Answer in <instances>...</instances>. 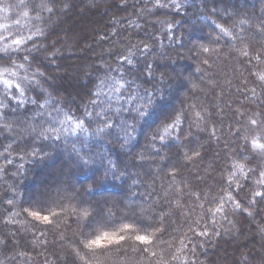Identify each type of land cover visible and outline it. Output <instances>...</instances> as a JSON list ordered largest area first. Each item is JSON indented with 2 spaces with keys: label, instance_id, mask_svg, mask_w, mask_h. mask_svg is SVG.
<instances>
[{
  "label": "trees",
  "instance_id": "trees-1",
  "mask_svg": "<svg viewBox=\"0 0 264 264\" xmlns=\"http://www.w3.org/2000/svg\"><path fill=\"white\" fill-rule=\"evenodd\" d=\"M19 1L0 0V35L10 36L9 42L11 38L22 40L19 48L16 45L12 47L21 57L29 56L27 61L15 60L16 64H23L24 68L11 69L17 73L16 77L11 78L13 83L27 76L36 81L39 87L27 91L25 98L17 94L12 97V102H9L4 98V89L0 85V100H3L5 105L0 107V124L5 119V113L9 122H12L13 118L16 121L11 128L5 130L7 134L0 131V201H3L0 204V224L12 230L13 241L19 249V252H13L12 239L3 240L0 262L15 264L17 260L14 258H24L26 261L22 260L23 264H69V258L65 256L61 243L64 241L60 238L65 228L62 224L58 225L56 217L50 216L51 225H44L36 221L28 224L22 215H17L20 201L22 205L46 207L54 198L68 205L71 193L66 191V187L70 186V182L65 178L61 183L55 179L62 171L54 164L60 161L64 154L68 161L74 164L69 176L74 177L76 187L93 183V192H100L101 189L104 192L102 196L91 198L97 205L107 203L117 207L122 204L124 209L137 210L144 222L160 226L162 234L157 233L154 239H161V247H167L164 241H173L174 238L178 246L177 238H183L184 232H188L189 224L200 218L204 211L199 205L204 204L205 208L212 206L210 201L213 196L219 200L223 195L220 187L222 177L232 179L230 194L234 200L225 203L228 219L235 224L237 221L238 225L243 227L246 218L241 219L238 214H233L232 208L235 195L240 193L237 182L245 184L246 176L255 181L256 177L252 175L250 168H255L257 164L264 168V160L257 157L255 162L249 164L251 156L249 152L244 151L247 141H241L237 133L230 130V125L235 121L236 106L240 97L246 101L245 105H249V102L254 105V119L264 120V81L261 80V77H264V24L261 27L259 25V12L262 5L264 6V0H247L242 4H238L240 0H234L232 14L226 10L229 0H130V3H126L129 0H91L93 11L100 8L102 10L103 6L109 12L115 13L110 17L108 32L111 33L109 36L114 35L121 40L111 49L100 48L98 53L92 54L90 58L80 57L79 66L88 65L84 68L87 71L84 80L86 85H90V94L81 96L83 88L81 90L75 86L72 94L75 105L69 103L65 96L66 86L48 81L50 72L57 66H52L53 63H49L45 58L46 55L54 58L53 53L42 52L46 49L45 45L60 32L57 29L69 23V14H72L79 2H73V5L76 3L75 7L69 8V5L65 8L69 10L63 15L60 24L50 29L47 27V21L41 18L39 10L33 11L30 6L33 0H23L20 5ZM142 8H150V11L144 16H138L135 10H143ZM126 10V14H117ZM50 15L52 14L46 11V16ZM178 17L181 21L177 20ZM151 19L160 22L162 28L155 26ZM189 21L194 24H189ZM114 22L120 26L119 29L112 26ZM215 25H220L228 35H224ZM104 26L106 22L97 21L91 23V29L86 28L85 32H101L98 35V43L106 45L105 42L109 39L102 33ZM77 34L80 39L86 38V33ZM29 36L32 41L28 40ZM204 48L209 51L204 52ZM36 49L41 51L37 52ZM245 52L248 53L247 56L244 55ZM121 53L123 55H120ZM33 55L37 57L34 64L31 59ZM58 55L56 57L60 65H68L65 55ZM15 56L16 53H13L14 58ZM128 60L132 61L131 65L127 63ZM41 61L45 63V67H37ZM163 61L167 64L165 68L161 66ZM182 62L187 63L183 68L173 67L174 64ZM128 69L130 71H126ZM41 72L44 73L42 78L39 75ZM105 73L111 79H108ZM45 80L47 83L43 82ZM49 84L60 92L49 88ZM119 85H123V95L113 91V87ZM41 89L44 90L42 93ZM146 89L155 93L156 103L148 115L136 125V131L132 133L133 139L125 144L120 125L128 115L127 109L132 108L134 103H143L138 97L143 95ZM97 92L99 96L96 95ZM37 94L47 97L48 102L45 103V100L41 99L32 104L30 101L35 100ZM11 95L10 91L9 96ZM20 99H24V104L17 106ZM40 103H45L43 109L39 108ZM246 109L252 111L250 107ZM96 112L100 115L96 116ZM85 113H91V118L96 121L93 128L87 132L76 127L78 122L90 118ZM169 115L180 117V124L171 132L176 140L161 146L158 138L153 141L152 134ZM106 123L112 125L111 136L107 134ZM53 127L57 131H53ZM83 128L87 129L88 124L84 123ZM100 128H104L105 132L97 135L93 129ZM22 129L27 133L26 136H21ZM33 129L36 131L33 132ZM44 129L47 131L41 135ZM213 130L216 132L215 136L210 135ZM245 135L247 136V133ZM47 137H51L52 141L49 142ZM230 139H233V144L227 151L222 147L230 142ZM114 141L119 143H113ZM132 143H137L138 147L130 158L128 153H120L118 162L125 173L120 180L99 182L97 167L92 165L85 168L78 159L79 156L87 158L93 153H102L101 147L104 152V145L128 149ZM50 148L53 149L51 153ZM195 152H199L200 156H196ZM140 153L150 161L151 166H160L156 176L153 171L145 168ZM46 156L50 158L45 166L47 170L36 178V170L44 166ZM187 157L192 159L188 160ZM109 159L114 161L116 157ZM236 165L244 167L239 170ZM232 173H235V176H232ZM37 179L40 180L38 185L45 186L42 192L27 189L33 186ZM224 185L227 187V180ZM4 197L14 199L9 203ZM87 199V196L82 198L85 201ZM10 207L12 210L8 211ZM82 208L88 207H81L78 211ZM251 208L255 209L256 206ZM53 210L59 211L55 207ZM256 215L257 212L251 217ZM215 219V230L219 231V236L210 232L209 237H194L188 232V236L197 242L189 243L185 239L188 248L196 246L198 250L196 254L188 253L192 259L187 264H192L193 260L196 264H214V260L216 263L221 260L222 264H226L227 252L234 249V246L223 240L225 237L229 239L228 234L218 228V224L227 226L224 213H217ZM144 222L140 221L138 226L143 227ZM138 226L132 224L131 229L137 234H146L141 232ZM208 227L211 229L212 225L209 224ZM164 228L167 231H163ZM23 229L26 234L21 231ZM199 230L198 227L197 231ZM152 231L154 228L148 229L149 233ZM124 234L126 237L133 236L132 231ZM32 237L41 238L44 247L41 253L35 252L28 244ZM53 238L62 241H53ZM131 243L136 244L134 239ZM199 244H203V247H199ZM130 255L135 258V254ZM229 257L228 260L231 259V256Z\"/></svg>",
  "mask_w": 264,
  "mask_h": 264
},
{
  "label": "snow or ice",
  "instance_id": "snow-or-ice-1",
  "mask_svg": "<svg viewBox=\"0 0 264 264\" xmlns=\"http://www.w3.org/2000/svg\"><path fill=\"white\" fill-rule=\"evenodd\" d=\"M23 2V0H21ZM33 9V11H36L37 9H43L52 15L56 14V11L62 10L63 8H68L69 4L67 3V0H33V3L30 5ZM27 15V13H24ZM51 17H49L50 19ZM244 21H240V23H243ZM216 28H220V25H215ZM221 31L224 32V35H228V33L220 28ZM39 33V30H38ZM3 39L5 41H8L10 39V36H3ZM29 41H32V37H28ZM12 44L16 45L17 48L23 43L22 40H18L15 38H11ZM29 52L32 50L29 49ZM204 52H208V48L203 49ZM17 56L15 58L13 55L7 50V47L0 49V85L3 86V96L5 99H7L9 102H12V97L16 96L17 94L25 98L26 92L29 90H34L39 87V84L36 83L34 80H30L27 76L22 77L21 79L17 80L15 83H13L12 79H9V77H15L17 75L16 72L11 71L12 68L22 69L24 68L23 64H16L15 60L23 59L27 61L29 59L28 55H24L21 57L19 53L17 52ZM120 55H123L121 53ZM245 56L248 55L247 52L244 53ZM33 64L37 61V57L33 55L31 57ZM121 63H124L121 61ZM127 63L129 65L132 64L131 60H128ZM32 65H29L31 67ZM38 67V65H37ZM146 67H151V65H146ZM130 71V69L126 70ZM40 77H43V73H39ZM106 77L108 79H111V77L105 73ZM124 77L122 76L121 79ZM261 80L264 81V77H261ZM123 88V85L114 86L113 91L120 92L121 95H123V92H121V89ZM11 91V96H9V92ZM44 90L41 89V93ZM254 91V89H253ZM97 96H99V93H96ZM41 99L45 100V103L48 102L47 97H43L41 94H37L35 100H31L30 102L32 104H36ZM139 101H142L143 103H134L132 108L127 109L128 115L123 118V123L120 125V130L123 133V139L125 141V144L133 139L132 133L136 131V125L139 123L140 120H143L151 110L152 106L156 103V96L154 92H150L147 89L145 90V93L143 95H140L138 97ZM45 103H40L39 108L43 109L45 107ZM93 103H96L93 101ZM24 104V99H20L17 106ZM3 100H0V107H4ZM90 118L87 121H80L77 123V128H82L83 131L87 132L88 129H92L93 125L96 123L94 119H92L91 113H85ZM7 115V113H5ZM96 116H99L100 113L96 112ZM243 115V113H241ZM65 119L67 120L68 117L66 116ZM79 120V118H76ZM87 123L88 128L84 129L83 124ZM180 124V117L179 115H169L165 121L161 122L159 126L155 128L152 134V139L155 141L157 138L159 140V144L161 146L166 145L170 141L176 140V137L171 135V132L174 127H177ZM249 124L252 128H260L264 130V120L257 121L255 119L249 120ZM12 127V124L9 122H5L3 124H0V131H5ZM107 128V134L111 136L113 134L112 132V125L106 123ZM33 132L36 130L33 129ZM47 131L46 129L41 131V135ZM53 131H57L55 127H53ZM94 132H96L97 135L100 133H104L105 129H93ZM181 133H183V129H180ZM201 131H204V129H201ZM75 132V129H73V133ZM216 132L213 130L210 132V135L215 136ZM240 133L237 132V135ZM119 135V134H117ZM58 139V137H56ZM245 140L247 143L244 146V151L249 152V155L251 156V159L248 161L249 164L255 162L257 160V157L259 155L260 160H264V135H261L259 137L257 136H251V137H245ZM124 145H122L123 147ZM159 151V149H157ZM195 151V150H194ZM79 156V153H77ZM87 155V154H85ZM196 156H200L199 152H195ZM79 159L82 164L87 165L89 161L84 156H79ZM143 159V157H141ZM188 160H191L192 157H187ZM236 167L239 170L243 169V165H236ZM250 172L253 176H255V181H252L249 177H245L246 183L245 184H239L237 182V186L240 188V193H243L241 195L240 193H237L235 195V202L232 204V208L234 209L233 214H238L241 219H245L246 217L253 216V212L249 211L250 206H259L257 207V214H259L260 211H264V168H261L259 164L255 168H250ZM125 173L118 168V166H110L107 168L101 179H121L123 178ZM170 175H175V173H170ZM232 176H235V173L231 174ZM227 180V187L224 185V181ZM94 186L89 185L88 188L91 190ZM220 187L223 190V195L219 197V200L216 196H213L211 198V205L208 208H205L204 204H200L199 207L201 209H204V211L201 213L200 218L194 220L191 224H189L188 232H191L194 237H209L210 232L214 236H219V231L215 230L216 225V214L223 212L225 219L229 224L232 223L231 219H228V213L225 211V203L229 201H233L234 197L232 194H230V189L232 187V179L228 177H222L220 182ZM248 189V191H246ZM14 198L12 197H4V200H7L9 203H12ZM223 201V202H220ZM3 201H0V204H2ZM20 207H24L23 205H19ZM13 207L15 205L13 204ZM12 208L10 207L8 211H11ZM75 211V209H74ZM89 209L88 208H82L81 210L77 211V214L81 219H85L89 216ZM25 214L29 216L33 221L40 222L44 225H51L52 221L50 219V216H56L59 215L58 213H51V215H41L38 214V211H27L25 209ZM2 218V217H0ZM155 220V217H153ZM163 220V218H162ZM262 223H264V218H262ZM211 224L212 228L209 229L208 225ZM200 228L199 231H197V228ZM149 228H154V231L151 233L148 232ZM141 232H144L146 234H137L134 230L131 229L130 224H125L123 227H121L118 231H102L99 233V236L96 240L90 242L88 245H86L89 248H99L104 246V243L107 244H120L122 241L126 242L125 235H122V233H128L130 231L133 232L132 239L136 242L137 245L140 246L142 252H147L148 247L153 245L156 240L154 239L157 236V233L162 234V229L160 226H155L153 224L144 225L143 227H139ZM226 231L228 229H225ZM163 231H167L166 228L163 229ZM261 232H264V227H261ZM188 232H184L183 238H177L178 242L183 244L185 239L189 241V243H197L193 241L192 237L188 236ZM0 243H3V241H0ZM6 246V245H5ZM199 247H203V244H199ZM185 250L189 251L193 254L197 253V247L193 246L191 248H188V245L186 244ZM149 256L153 255L152 253H148ZM197 259H199V256H197ZM192 264H196V261L193 260Z\"/></svg>",
  "mask_w": 264,
  "mask_h": 264
},
{
  "label": "rangeland",
  "instance_id": "rangeland-1",
  "mask_svg": "<svg viewBox=\"0 0 264 264\" xmlns=\"http://www.w3.org/2000/svg\"><path fill=\"white\" fill-rule=\"evenodd\" d=\"M243 1H247V0H240V1H238V4H242ZM73 2H79L78 3L79 5L76 8H74L72 14H69L70 15L69 23L66 24L64 27H61V28L59 27V29H57V30L58 31L60 30V32L56 35V37L55 36L53 37L51 42H48V44L45 45L47 52L54 54V56H53L54 58H51V56L46 55V57H45L46 61H49V63H53L52 66L55 64L57 66V68L52 69L53 72H50V77L48 78V81H52V82L54 81V82H57L58 84H62L63 86H66V89L65 88L64 89L66 91V94L69 95L70 98H72L73 90L76 89L75 86H77V87H79V89H81V88H83L84 85H86L84 77H86L87 71L84 69V67L79 66L78 63H80V60H79L80 57L89 56V58H90L92 56V54H97L100 48L101 49L102 48L103 49H106V48L111 49L119 40H121L120 37H116L114 35L109 36V34H111V33L108 32V23L110 22V17L113 16V14H115L114 12L113 13L109 12L108 9L106 7H103V6H102V10L100 8L98 11H93L94 9H92L91 0H67V3L70 5L69 8H72V6L75 7L76 3L73 5ZM132 2H134V1H132ZM248 2H251V0H248ZM21 3L22 2L20 0L18 4L20 5ZM93 3L96 4L95 1H93ZM126 3H130V0L127 1ZM234 4H235L234 0L228 1V6H227L228 9H226L228 13L232 14L234 12V8H233ZM170 6L171 5H169V7ZM142 9L144 10V8H142ZM145 9L146 10H144V11L137 9V10H135V12L138 13V16H144V14H146L150 11V8H145ZM38 10H39V13L41 14V18L44 21H47V27L52 29V28H55V26L57 24H60V22L63 18V15L65 16L66 12L69 9H65V8H63L62 10L58 9L54 16L53 15L49 16V17H51L50 19H49V17L46 16V11H41V9H38ZM88 10L90 12H88ZM128 10H126L124 12H117V14L118 13L126 14L128 12ZM170 10H172V8H170ZM259 14H260V20H259L260 24L259 25L261 27V25L264 24V6L263 5H262V8H261V11L259 12ZM152 17H154V16L152 15ZM151 20H153V23L155 26L161 27L160 22H154V19H151ZM177 20L181 21V18L178 17ZM97 21L106 22V26L102 27V33L104 32L105 37H107V39H109V41L105 42L106 45H100V43H98V38H99L98 35L101 32H98L97 30H94L93 34L85 32L86 28L91 29V23L93 24ZM115 24H117V23L114 22V24L112 26L116 27V29H119L120 26L115 25ZM189 24L192 25L194 23L192 21H189ZM72 29L74 31H72ZM79 32H83V34L86 33L85 34L86 38L80 39L78 34H77ZM44 52L45 51H43L42 53H44ZM57 54H59L58 56H60L61 54L62 55L64 54L66 57V61H67L66 63H68V65L61 66L60 62L57 61L58 60L56 57ZM81 61H82V59H81ZM82 62H81V64H82ZM186 64L187 63H185V62L184 63L183 62L182 63H176V64H174L175 66H173V67H175V69H177V68L181 69ZM161 66L163 68H165L167 66L165 61H163L161 63ZM54 77H55V79H54ZM238 101H240V102H237L238 105L236 106L237 110L235 112V115H236L235 121L230 125V130L231 131L234 130L233 132H235V133L239 132L240 134L238 136H239L240 140L242 141L245 139V136H246L245 134L247 133L246 130L249 129V127H251L249 124V120L254 119L256 113L254 112L255 111L254 105L251 102L248 103L249 105H245L246 101L243 99V97L238 98ZM247 107H250V110H252V111H248L246 109ZM222 113H223V110H222ZM241 113H243V115H241ZM3 133L7 134V131H4ZM26 135H27V133L24 132V130L22 129L21 136H26ZM229 141L230 142H227L222 147V148H226L227 151L229 150L230 146L233 144V139H230ZM52 151H53V149L50 148V153ZM100 152L103 153L102 147L100 148ZM141 157H143L142 160L144 161L145 168L147 170L153 171L154 175L156 176L159 172L160 166H156V167L151 166L150 161L146 159V157L144 156L143 153L141 154ZM44 160H45L44 166L41 167L39 170H36V175H35L36 178H37L38 174L42 175V173L45 170L46 164L50 161V158L48 156H46ZM54 166H59L61 168V171H62L61 174L55 178L56 181H59L61 183V182H64V178H65V180H69L70 186L76 187L74 177L69 176V171L74 166V164L71 163L70 160L68 161L65 154L62 155L61 160L58 161L56 164H54ZM128 166H129V164L127 163V167ZM50 169H52V168H50ZM32 177L33 176H30V178H32ZM39 181L40 180H38V179L35 180L34 185L28 187L27 189L34 190V191L38 190V191L42 192V188L45 186H42V184L38 185ZM0 183L2 184V182H0ZM251 207H249V209H251L250 211H252L253 214H255L257 212L256 211L257 207H259V206H256L255 209H252ZM262 218H264V211H260L259 214H257L253 218L252 217H249V218L246 217V222H245L243 227L239 226L237 221H236V224L235 223H231V224L227 223L226 227L218 224V228L224 230L225 233H227L228 237H229V239H227L225 237V238H223V240L228 241V243L230 242L229 244L230 245L233 244V246H234V249L228 250V252H227L228 257L226 258L225 263L230 258L229 256L232 257L236 252H240L242 255L244 253H248L249 255L256 256L257 259L255 261H253V264H259V258L261 256H264V232L260 231L261 227H264V223H262ZM225 229H228V230L226 231ZM21 231L24 232L23 234H26L25 233L26 231H24V229ZM6 232L8 234H6ZM7 235H9V236L7 237ZM9 238L12 239V241L14 239V234H13L12 230L8 229V228H6L0 224V241H3L5 239H7V241H8ZM23 239H25V238H23ZM56 240H60V242L62 241L59 238H53V241H56ZM61 243H62V245H64L63 242H61ZM2 244L3 243H0V248L3 247ZM15 244H16L15 241H13L12 242V246H13L12 250H13V252H19V249L17 248V245H15ZM28 244H30L34 248L35 252L41 253L43 251L44 247L42 245L41 238H33L32 237L29 240ZM18 255H20V254L18 253ZM205 256L206 255H204V257ZM24 257H25V254H24ZM14 260H17L15 264H23L22 260L26 261V259H24V258H22V259L14 258ZM213 263L214 264H222L221 260H219L217 263L214 260ZM3 264H8V263L5 262ZM241 264H249V260L247 259V257L241 261Z\"/></svg>",
  "mask_w": 264,
  "mask_h": 264
},
{
  "label": "clouds",
  "instance_id": "clouds-1",
  "mask_svg": "<svg viewBox=\"0 0 264 264\" xmlns=\"http://www.w3.org/2000/svg\"><path fill=\"white\" fill-rule=\"evenodd\" d=\"M41 11L45 10L41 9ZM9 35H11V33H9ZM3 36L5 35H0V46H2V48L6 46L7 50L12 55L16 53L17 56V50L12 47L14 44H12L11 41L9 42V40L5 41ZM25 51L28 50L25 49ZM36 51L40 52L41 49H36ZM44 51H47V49ZM38 67H45V63L41 61ZM83 67L87 68L88 65H84ZM45 70L47 69L45 68ZM11 78L14 77L10 76L9 79ZM43 82L47 83L46 80ZM48 87L53 88L51 84H49ZM89 87L90 85L83 86L81 96H88L90 94ZM53 90L58 91L56 87L53 88ZM65 96L69 103L73 105L76 104V101L72 100L68 95L65 94ZM6 121L9 122L7 120V115H5L3 123ZM257 121L259 122V120ZM15 122L13 118L12 122L9 123L13 124ZM246 131L247 137L264 135V130L260 128H251ZM46 139H48L49 142L52 141L51 137H47ZM113 143L119 142L114 141ZM95 146L96 145H94V147ZM137 147V143H132L128 149L104 145L105 151L103 153H93L89 155L86 158L89 163L87 165L83 164V166L87 168L88 166L95 165L98 169L97 181L99 182L112 180L101 179V177L110 166H118V168L121 169V165L118 162L120 160V153H128V158H130ZM109 157H116V159L113 161L110 160ZM79 162L81 163L80 159ZM86 185L87 187H85ZM89 185H93V183L82 184L78 187H66V191L71 193V199L68 205L52 198L46 207H36L32 205H23L24 207L19 206L17 215H22L26 223L32 224L33 220L25 214V209L27 211L38 209V214L41 215H51L53 212L58 213L59 215L53 217H56L58 225L62 224L65 228L60 238L64 241L63 247L65 249V256L69 258V264H187L188 261H191L192 258L188 254L190 250L185 251L186 241H184L183 244L179 243L177 246L174 242L175 238L173 241H164L167 247H161L162 241L160 238H157L156 242L148 247L147 252H142L139 245L131 243L132 235L125 236L126 242L122 241L118 245L107 244L105 242L104 246L99 248L87 247L86 245L96 240L99 233L102 231H118L117 229H120L121 225L135 224L138 226L140 221L144 222L142 217L138 215L137 210L124 209L122 204L117 207H112L107 203L97 205V202H94L91 198L93 196H102L104 194L103 189H101L100 192H93V188L91 190L88 188ZM85 196L88 198L86 201L82 200ZM19 205H22L21 201ZM85 206L90 209V213L87 218L81 219L77 211L79 208ZM53 207L59 209V211H54ZM144 225H149V223L144 222ZM122 235L125 234L122 233ZM130 253L135 254V258L130 255ZM148 253H152L153 255L149 256ZM246 257L249 260V264H253V261L257 259L254 255H249L248 253L242 255L240 252H236L230 260L226 261V264H241V261ZM0 264H3V262H0ZM259 264H264V256L259 258Z\"/></svg>",
  "mask_w": 264,
  "mask_h": 264
}]
</instances>
